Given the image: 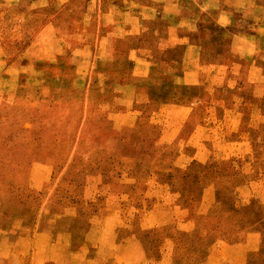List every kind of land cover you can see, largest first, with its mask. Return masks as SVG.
Segmentation results:
<instances>
[{
	"label": "crops",
	"instance_id": "0c3cea01",
	"mask_svg": "<svg viewBox=\"0 0 264 264\" xmlns=\"http://www.w3.org/2000/svg\"><path fill=\"white\" fill-rule=\"evenodd\" d=\"M4 106L41 115L0 264H168L194 223L166 210L264 204V0H0ZM237 223L207 264H264V219Z\"/></svg>",
	"mask_w": 264,
	"mask_h": 264
},
{
	"label": "rangeland",
	"instance_id": "374dc122",
	"mask_svg": "<svg viewBox=\"0 0 264 264\" xmlns=\"http://www.w3.org/2000/svg\"><path fill=\"white\" fill-rule=\"evenodd\" d=\"M60 113L61 108H57L54 116H63V113ZM40 115V112L36 113L25 108L18 107L16 109L8 106H4L0 112V199L2 201L11 196L15 203L21 204L22 190L20 186L27 183L29 168L28 163H21L20 160L23 157L28 159L32 155L29 146L24 143L29 131L23 129L22 122L33 116L40 117ZM44 131L41 128H34L32 133L39 134ZM92 131L87 130L88 133ZM90 141L77 146L73 153L79 156L90 151L92 145ZM35 155L44 157V153ZM162 180L169 182L165 178ZM12 184H14V188L9 190V186ZM216 198L217 202L204 214H198L195 202L192 203L194 206L183 217L176 216L177 213L173 210H166L165 217L171 223H174L176 218H183L185 223H194L193 227L188 228L189 224H187V228L185 226L184 229H179L176 234H173L172 251L167 258L168 264H207L211 259L209 257L211 249L213 246H217V243L221 241L241 242V224L237 223L241 221V217L251 222L254 219H264V204L259 203V201L251 202L241 210V207H235V197L232 194L219 191L216 193ZM159 201L162 202V200ZM167 231H175L172 224L167 227ZM150 246L152 247V244ZM223 264L233 263L226 262Z\"/></svg>",
	"mask_w": 264,
	"mask_h": 264
}]
</instances>
